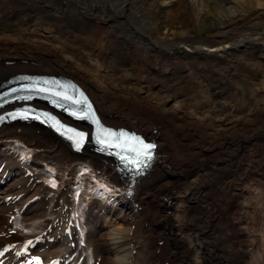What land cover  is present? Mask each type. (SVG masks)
Masks as SVG:
<instances>
[{"label":"bare ground","instance_id":"6f19581e","mask_svg":"<svg viewBox=\"0 0 264 264\" xmlns=\"http://www.w3.org/2000/svg\"><path fill=\"white\" fill-rule=\"evenodd\" d=\"M236 14L258 17L239 23ZM246 45L264 54V0H0V80L19 71L70 76L105 123L156 141V155L133 180L127 202L120 193L126 183L108 160L72 152L33 123L0 126V161L8 167L10 158L26 159L33 171L51 175L46 185L57 183L48 199L38 197L43 190L33 179L19 190L27 205L17 235L1 234L7 208L0 204V263L17 254L31 264L68 263L78 251L71 220L79 213L91 220L89 233L99 245V253L90 248L93 264H264V188L258 187L264 122L232 133L242 120L223 118V60ZM223 144L234 145L238 156ZM223 165L246 201L224 221L222 194L230 184L223 182ZM73 183L92 206L77 201L71 216L57 220ZM50 216L68 231L55 230L50 244L39 245L34 230Z\"/></svg>","mask_w":264,"mask_h":264},{"label":"rangeland","instance_id":"374dc122","mask_svg":"<svg viewBox=\"0 0 264 264\" xmlns=\"http://www.w3.org/2000/svg\"><path fill=\"white\" fill-rule=\"evenodd\" d=\"M257 17L258 15H254V14L252 15L236 14L233 18L235 20H238L239 23H244V22L256 20ZM242 49H244V51L241 52L240 48L238 47L236 49L237 51L232 52L231 54V57L233 58L227 57L226 59L223 60V76H222L223 118H231V119L240 118V120H242V125L240 126V129L227 130L232 133L240 130L247 131L252 128L256 129L257 127H259L260 124L264 122V68L259 64L260 62H258V58H259L258 55H261L262 51H260L258 48H253L250 45H246V47H243ZM263 55L264 54H262V56ZM236 57L240 58L238 59V62ZM226 146L227 144H223V148ZM226 148L233 158H236V156H238L237 148L234 145H229ZM261 171L264 173V167L261 168ZM234 179H235L234 174H232L231 171H229V169L225 170L223 165V182H229L230 184L226 188L225 192H223L222 194L223 221L225 218H227V215L229 216V218H235L236 217L235 214L239 212L238 211L239 203L246 202L244 201V199L240 198L238 194L239 186L234 184L235 182ZM263 180L264 177L260 176L258 179V183H259L258 187L264 188ZM247 181H250L249 178L247 179ZM249 192L250 194L248 197H251L249 201L252 202L253 201L252 194L255 195L256 191L252 190L251 188ZM124 198L126 201L127 200L131 201V198H127V197ZM262 198H264V195L260 197V201H262ZM227 204H229L231 211L232 209H234V211L227 213L226 212ZM134 207H132V209ZM89 228H90L89 230H94L93 226H90ZM86 241L91 244L94 253L100 252L99 245L94 234L90 235L89 233Z\"/></svg>","mask_w":264,"mask_h":264},{"label":"snow or ice","instance_id":"6c2138e0","mask_svg":"<svg viewBox=\"0 0 264 264\" xmlns=\"http://www.w3.org/2000/svg\"><path fill=\"white\" fill-rule=\"evenodd\" d=\"M43 90V89H42ZM120 138L123 140V143L116 142L113 143L111 139L106 137H113L115 134L113 133H106L103 137L98 136L97 139L101 145H105L107 147H116L121 150L117 154L121 156L122 160H126L128 164L139 166L143 163L142 157H146L148 159L151 158L150 149L154 147L152 144H144L143 141L139 140L138 138L132 137L127 138L124 136L123 133H120ZM70 139H75V143L77 148L81 146L84 141V133L77 132L74 134V137H69ZM123 152H131L135 153L134 157L121 155Z\"/></svg>","mask_w":264,"mask_h":264}]
</instances>
